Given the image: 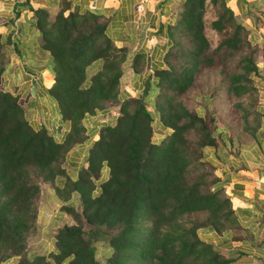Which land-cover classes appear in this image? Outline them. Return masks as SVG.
Instances as JSON below:
<instances>
[{"label":"trees","instance_id":"obj_1","mask_svg":"<svg viewBox=\"0 0 264 264\" xmlns=\"http://www.w3.org/2000/svg\"><path fill=\"white\" fill-rule=\"evenodd\" d=\"M32 23L52 61L48 93L69 130L56 142L46 129L32 128L16 96L0 90V264L233 262L199 237L209 230L237 241L235 232L243 229L205 151L219 144L222 131H257V62L260 55L264 63V49L250 41L226 1L185 0L166 29L163 65L132 97L121 96L124 68L129 63L133 74L146 71V55L129 59L128 50L106 35L104 17L59 12L50 19L38 9ZM207 28L219 36L216 45ZM9 45L10 37L0 34V82ZM98 60L101 68L88 77ZM191 91L195 105L189 106L183 98ZM151 95L157 124L147 109ZM110 106L118 107L115 121L100 124L74 177L66 156L89 139L87 118ZM156 126L167 132L160 143L153 141ZM103 167L107 178L99 182ZM43 183L52 185L63 202L59 212L73 223L57 229L47 254H37L29 241L40 230Z\"/></svg>","mask_w":264,"mask_h":264},{"label":"crops","instance_id":"obj_2","mask_svg":"<svg viewBox=\"0 0 264 264\" xmlns=\"http://www.w3.org/2000/svg\"><path fill=\"white\" fill-rule=\"evenodd\" d=\"M236 15H246L259 0H225ZM185 0H0V34L10 37L8 47L9 65L4 71L0 90L17 97L28 123L34 129L44 128L56 142H61L69 130V123L61 122L56 100L48 93L54 83L52 61L48 52L39 45L41 33L32 23V10L43 9L52 19L59 12L64 15L91 13L104 17L107 21L106 35L118 48L129 52V59L135 53L146 55V71L133 74L125 65V80L120 82L122 97L138 96L144 87V77L153 69L163 65L166 51V29L176 22ZM261 4V3H260ZM249 23L248 19L244 20ZM256 32V39L264 36V22ZM254 32V33H255ZM254 37V40L256 41ZM101 68V61L94 62L87 70L88 77ZM127 79V80H126ZM260 90H264V71L256 78ZM259 90V127L254 135H230L220 133L216 147L208 148L205 156L214 165V176L218 177L230 197L236 217L242 226L230 240V234L217 235L209 230L199 233L200 239L213 244L224 255L234 258L230 264H264V94ZM103 110L87 118L85 124L90 137L84 146H76L66 156L65 167L75 173L82 164L87 147L96 138L97 130L103 122L113 123L118 107ZM148 111L154 124L159 118L153 96L148 98ZM157 127V126H156ZM159 127H157L158 129ZM159 130H161L159 128ZM156 143L167 132L159 131ZM107 175V169H104ZM103 174V173H102ZM61 179H56L61 184ZM50 204L39 209L40 232L53 228L62 213L57 211L60 199L50 192ZM57 224L55 225V227ZM57 228V227H56ZM56 233V232H55ZM50 243L43 252L46 254L53 245Z\"/></svg>","mask_w":264,"mask_h":264},{"label":"rangeland","instance_id":"obj_3","mask_svg":"<svg viewBox=\"0 0 264 264\" xmlns=\"http://www.w3.org/2000/svg\"><path fill=\"white\" fill-rule=\"evenodd\" d=\"M236 18H237V20L239 22H241L244 26H246V29L249 32L250 41L252 43H256V45L260 47V52H261V50H263L264 47L256 39L257 35H256L255 31H258V29L261 27V25L264 22V1L262 0L261 4L258 3L257 6L254 5L253 9H251L246 15H236ZM209 19L210 18H209V15H208L207 21H209ZM245 19L249 20L248 24L244 22ZM206 35L209 38V40H211L212 45H216V43L219 40V36H217L213 32V30H211L209 28L206 29ZM254 37H255L256 41L254 40ZM259 54H261V53H259ZM257 63H258V67L260 69H262L264 67V63H263V60H262L260 55H258V62ZM125 78H123V80H125ZM258 89L260 90L259 83H258ZM260 91H261V93L263 95L264 94V90L261 89ZM194 95H195V91H191L189 94L184 96V98H183L184 102L186 104H188L189 106L195 105ZM180 101H183V100L180 98ZM112 107L113 106H110V107L105 109V110H111V112H109V114L106 115L107 118L110 117L111 114L114 112V109H112ZM159 131H161V130H159V128L157 129V127H155L154 135H153V141L154 142H156V140L158 138V134H160ZM104 169H106V168L103 167L101 169V171H100L99 182H103L107 178V175L106 176L104 175V173L106 174ZM52 188H53L52 185L49 184V183L41 184V198H40V206H39L40 210H41V207L47 209V207L50 206V205H51L50 207H55L54 204H52V203L50 204V201H48V200H50V192L53 193V189L54 188L53 189ZM75 202L76 203L74 205L77 204V196L75 197ZM62 203L63 202L61 201L60 204H62ZM58 209H59V207L57 206V211L59 212ZM56 221H58L57 223H55V225L57 224V226H56L57 228L55 227V225H54V227L52 229L47 227L46 230L43 233L40 232V234L38 233L35 237L30 239L29 247H30L31 252L37 253V254H46V252H43V251L49 245L51 235L53 236L55 234V232L57 231V229H59L62 225L73 223L71 216H68L65 213H62L61 217L57 218Z\"/></svg>","mask_w":264,"mask_h":264},{"label":"built area","instance_id":"obj_4","mask_svg":"<svg viewBox=\"0 0 264 264\" xmlns=\"http://www.w3.org/2000/svg\"><path fill=\"white\" fill-rule=\"evenodd\" d=\"M258 41L261 43V45L264 47V36L260 35L258 38Z\"/></svg>","mask_w":264,"mask_h":264}]
</instances>
